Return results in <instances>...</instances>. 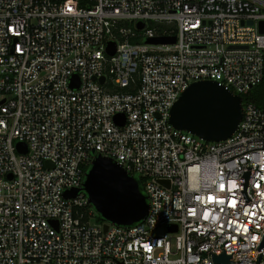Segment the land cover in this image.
<instances>
[{"label": "built area", "instance_id": "built-area-1", "mask_svg": "<svg viewBox=\"0 0 264 264\" xmlns=\"http://www.w3.org/2000/svg\"><path fill=\"white\" fill-rule=\"evenodd\" d=\"M260 21L264 0H0V264H264V104L222 141L169 122L192 82L262 81ZM96 155L137 180L144 219L96 221Z\"/></svg>", "mask_w": 264, "mask_h": 264}, {"label": "water", "instance_id": "water-1", "mask_svg": "<svg viewBox=\"0 0 264 264\" xmlns=\"http://www.w3.org/2000/svg\"><path fill=\"white\" fill-rule=\"evenodd\" d=\"M258 26L259 31L264 33V21H260ZM136 27L140 30L143 23L138 22ZM174 42V36L146 40V43L153 44ZM114 51V42H107V54L112 55ZM99 81L103 83L104 77L99 78ZM241 103V96L233 94L216 81H195L189 84L171 107L169 122L176 129L190 132L202 140L222 141L235 132L242 115ZM114 119L118 124H123L119 115ZM16 148L19 152H26L23 143H17ZM161 182L167 184V181ZM80 189L104 221L129 226L144 219L147 214L146 197L137 180L110 158L96 155L90 161ZM78 191L66 190L64 196L74 197ZM169 230H172V226ZM212 259L215 263L228 264L229 256L213 255Z\"/></svg>", "mask_w": 264, "mask_h": 264}, {"label": "trees", "instance_id": "trees-1", "mask_svg": "<svg viewBox=\"0 0 264 264\" xmlns=\"http://www.w3.org/2000/svg\"><path fill=\"white\" fill-rule=\"evenodd\" d=\"M161 27L163 26H160V28ZM242 100L253 102L257 106H261L264 104V77L258 85L254 86L246 94L242 95ZM88 168H89V164L84 166V173L87 171ZM95 217H96V221L98 222L104 221V219H102L99 215H96Z\"/></svg>", "mask_w": 264, "mask_h": 264}, {"label": "rangeland", "instance_id": "rangeland-1", "mask_svg": "<svg viewBox=\"0 0 264 264\" xmlns=\"http://www.w3.org/2000/svg\"><path fill=\"white\" fill-rule=\"evenodd\" d=\"M94 213H95V216H96L97 215L96 212H94ZM163 233H164V230L162 228L156 229V230L153 231L154 235H162Z\"/></svg>", "mask_w": 264, "mask_h": 264}, {"label": "snow or ice", "instance_id": "snow-or-ice-1", "mask_svg": "<svg viewBox=\"0 0 264 264\" xmlns=\"http://www.w3.org/2000/svg\"><path fill=\"white\" fill-rule=\"evenodd\" d=\"M209 199H212L211 197H209Z\"/></svg>", "mask_w": 264, "mask_h": 264}]
</instances>
